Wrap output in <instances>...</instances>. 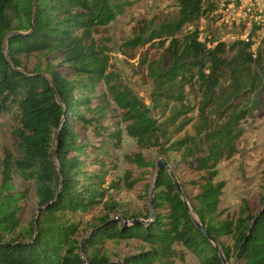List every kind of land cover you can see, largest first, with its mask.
I'll return each instance as SVG.
<instances>
[{
    "label": "trees",
    "instance_id": "obj_1",
    "mask_svg": "<svg viewBox=\"0 0 264 264\" xmlns=\"http://www.w3.org/2000/svg\"><path fill=\"white\" fill-rule=\"evenodd\" d=\"M204 1L177 0L175 18L150 20L124 42L127 49L148 42L162 50L147 65L153 101L172 103L159 122L109 70L96 37L131 0H0V112L14 110L15 119L13 151L4 148L0 160V264H175L178 243L200 264H223L192 216L217 240L228 264H264V192L259 208L242 198L235 217H222L225 183L215 180L217 164L237 151L242 122L264 102V41L255 51L250 39L208 45L197 28ZM31 53L37 60L28 70L21 55ZM196 83L195 133L176 137L192 122L185 88ZM119 121L137 144L125 156L134 166L124 172L125 185L143 183L148 194L154 183L148 223L131 221L150 219V198L146 210L121 211L125 223L114 216L122 205L104 201L122 187V179H106L111 150L122 141ZM84 131L101 138L89 142ZM145 148L165 157L189 207L167 170L154 182L156 161L144 156ZM16 173L28 186L18 187ZM262 176L264 191V169ZM32 186L40 209L23 221ZM100 205L104 214L81 227L75 215ZM108 240L139 243L117 261L101 253Z\"/></svg>",
    "mask_w": 264,
    "mask_h": 264
},
{
    "label": "rangeland",
    "instance_id": "obj_2",
    "mask_svg": "<svg viewBox=\"0 0 264 264\" xmlns=\"http://www.w3.org/2000/svg\"><path fill=\"white\" fill-rule=\"evenodd\" d=\"M131 2V6L127 8L124 14L119 15L106 28L101 29L96 37L99 45L109 56V70L117 72L122 82L146 105L149 114L161 122L170 115L172 103L166 106L164 100L160 103L153 101L151 96L153 83L147 74V65L153 58H157L162 50L158 44L151 45L152 43L148 42L142 46L127 49L124 42L127 38L144 32L150 20L159 22L175 18L178 10L177 0H131ZM262 4H264V0H205L204 13L197 23L200 39L208 45H214L219 41L232 44L241 40L245 32L254 29L253 49H255L258 44L264 41ZM9 14L12 16L11 12ZM257 16L260 18V30H258V26L253 24V20ZM187 29L189 27L183 28L181 33L183 34ZM231 53L229 52V55ZM21 59L28 70L34 67L37 60L34 53L23 54ZM221 83L222 86H225L227 80L224 79ZM196 88H198L197 83L193 84V87L185 88L186 104L192 108L187 116L192 118V122L185 126L180 133H175L174 136L176 137L185 133H195L194 125L199 120L197 107L200 102V94ZM117 120L119 119L117 118ZM14 126V110L0 112V160L4 148L13 151L12 130ZM119 126L122 141L111 150L112 155L107 164L111 168L110 175L106 179L109 181L120 178L122 179V187L117 191L110 190L104 198L106 202L112 201L122 205L114 213L118 220L121 218V211H127L129 214L146 210L148 198H150V191L147 194L143 190V183H138L131 188L124 183V172L134 167L125 160V156L137 151V144L136 139L126 133L125 124L119 121ZM242 127L244 133L236 142V153L229 159L221 160L216 166L218 174L215 180L225 183L220 197V208L224 210L222 217L227 218L236 216L242 198L255 203L256 208L260 206L259 198L264 192L262 176L264 169V102L259 110L242 122ZM83 136H86L88 141L93 143L101 138L93 135L91 131H84ZM155 150V148H145L142 152L147 159L154 161L159 158L165 159ZM169 156L171 159L178 160L176 153H169ZM156 170L157 167H155L154 172ZM135 173H137L136 170ZM14 177L18 187L28 186L21 180L18 173ZM30 188L29 199L20 214L23 221H29L38 210L34 187ZM198 191L196 189V192ZM102 214H104V209L100 205L91 212L76 214L75 218L81 222V227H83L85 224L96 223V217ZM139 218L144 219L143 217ZM87 234L88 231H81L80 236L84 237ZM223 240L228 241L226 238ZM138 243L136 240H108L101 247V253L107 254L113 260L121 261L122 256L138 247ZM175 248L178 254L175 258V264H200L195 255L182 244H176Z\"/></svg>",
    "mask_w": 264,
    "mask_h": 264
},
{
    "label": "water",
    "instance_id": "obj_3",
    "mask_svg": "<svg viewBox=\"0 0 264 264\" xmlns=\"http://www.w3.org/2000/svg\"><path fill=\"white\" fill-rule=\"evenodd\" d=\"M156 167H157V170H156V173H155V176H154V182H155V179L158 175V173L165 169L169 172L172 180H173V183L178 191V193L180 194V196L182 197V199L184 200V202L186 203V205L189 207L188 205V202L185 198V195L182 191V188L180 186V183L176 177V175L174 174L173 172V169L172 167L167 163V161L164 159V158H159L157 161H156ZM153 187H154V183L152 184V187H151V190H150V202H149V208H150V219H147V220H144V219H138V218H135L131 221V224H135V223H139V222H143V223H148L151 218L154 216V197H153ZM263 206H264V203H263ZM40 208H38V211H39ZM196 226L199 228V230L204 233L206 235V237L214 244L215 248L218 250V253L220 255V258L223 262V264H228L221 249H220V246L217 242V240L208 232V230L203 226L201 225V223L199 222V220L192 216ZM120 222L121 223H125L126 220L121 216L120 218ZM83 253H84V241H82L81 243V255L83 257Z\"/></svg>",
    "mask_w": 264,
    "mask_h": 264
},
{
    "label": "built area",
    "instance_id": "obj_4",
    "mask_svg": "<svg viewBox=\"0 0 264 264\" xmlns=\"http://www.w3.org/2000/svg\"><path fill=\"white\" fill-rule=\"evenodd\" d=\"M262 10L264 11V4H262ZM261 12V11H260ZM259 15V14H258ZM254 22H253V24L254 25H256V26H258L259 28H258V30H260L261 29V25H260V18H258V16L256 17V18H254V20H253ZM253 31H254V29H251L249 32H245L244 33V37H242L241 38V40H248V39H250L251 41H252V48H253V45H254V37H253ZM259 45H261V43L260 44H258V46ZM257 46V47H258ZM256 47V48H257ZM256 48L255 49H252V50H256Z\"/></svg>",
    "mask_w": 264,
    "mask_h": 264
}]
</instances>
